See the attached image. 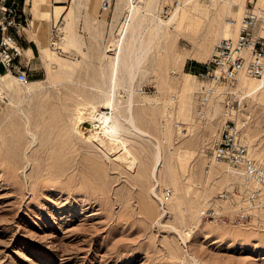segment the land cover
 Returning <instances> with one entry per match:
<instances>
[{
	"label": "rangeland",
	"instance_id": "rangeland-1",
	"mask_svg": "<svg viewBox=\"0 0 264 264\" xmlns=\"http://www.w3.org/2000/svg\"><path fill=\"white\" fill-rule=\"evenodd\" d=\"M37 1L29 0L31 18ZM242 1L193 0L180 5L173 18L180 0L157 4V16L168 25L143 59L131 110L145 134L120 118L127 92L118 75L111 135L126 143L107 155L81 138L74 123L87 109L111 111L101 71L110 84L114 66L108 50L124 34L129 41L130 2L114 0L108 19L98 17L99 9L74 12L73 18L67 13L59 21L54 13L50 28L58 29L57 54L64 65L45 66L37 46L34 56L30 49L21 50L26 57L20 53L15 62L26 70L27 83L6 73V89L0 92V264H264V223L211 224L200 218L201 208L227 179L208 147L224 120L227 88L215 85L209 101L199 104L201 79L185 69L186 61L199 67L209 58L226 20L244 15ZM256 1L244 4L257 11ZM163 6L170 8L166 17L160 14ZM146 18L152 31L151 17ZM43 31L39 26L34 36L48 53L53 49ZM68 31L79 51L63 50ZM149 31H144L145 42ZM243 84L235 87L238 116L248 121L242 139H249L264 160V92L245 95ZM89 119L83 115L77 123L84 132ZM175 122L187 128L185 137L178 136ZM165 189L171 190L169 198Z\"/></svg>",
	"mask_w": 264,
	"mask_h": 264
},
{
	"label": "built area",
	"instance_id": "built-area-1",
	"mask_svg": "<svg viewBox=\"0 0 264 264\" xmlns=\"http://www.w3.org/2000/svg\"><path fill=\"white\" fill-rule=\"evenodd\" d=\"M112 1L100 0V9H105ZM167 12L168 7L165 6L161 14L165 16ZM25 23L26 18L18 1L6 3V0H0V67L3 74L10 73L19 82L27 81V73L21 64L15 62L20 50L15 47L16 39L10 29H22ZM57 31L56 26L50 28L48 43L59 53ZM202 66L203 69L195 74L202 82L197 92L199 104L209 101L215 85L223 84L227 88L223 95L224 120L208 147L212 158L228 167L233 180L217 192L214 203L209 202L201 208L200 218L208 223L239 226L255 220L258 222L264 218V165L250 156L242 139L248 121L238 116L241 108L235 87L241 72L252 78H261L264 73V16L249 9L241 18L237 34L219 39ZM146 88L143 86L141 92L145 93ZM174 126L178 136L185 137L187 128L178 122ZM164 195L169 198L171 190L165 189Z\"/></svg>",
	"mask_w": 264,
	"mask_h": 264
},
{
	"label": "bare ground",
	"instance_id": "bare-ground-1",
	"mask_svg": "<svg viewBox=\"0 0 264 264\" xmlns=\"http://www.w3.org/2000/svg\"><path fill=\"white\" fill-rule=\"evenodd\" d=\"M113 1H112V4H110L109 6H107L103 10L100 9V0H91V3H92L91 7L88 5V3H85L84 0H71L70 6H71L72 10L76 14H79V15L82 13V11L84 9L90 8V10H92L93 12L98 11V9H99L100 12H99L98 17L101 19L102 18L108 19L111 16V10H112L111 6L113 5ZM160 1L161 0H137L135 3H133L132 0H127L128 4L130 2L128 8L130 10V19H131L130 20L131 21L130 26L132 25L131 30H133V31L129 35L130 37H129L128 42H126L125 38H124L126 34H124L123 36L121 35L122 38H120L117 41V44H115V48L112 50L111 49L108 50V51H112L111 59H112V63L114 66V73H113L114 75H113V79L110 82V84H108L106 82V79L103 77L104 76L103 75V69L101 71V74H102V92L105 94V97L107 99V104L110 106L111 111L108 113V112H99V111L97 112V110L94 111V110H88L87 109V110L81 111V114H79V116L76 117V120L74 123L75 132L81 138H83L87 141L95 142L97 144V146L99 147V149L104 151V153L106 155L114 147L119 148L120 146H123L126 143L125 141H124L125 142L124 143L123 141L118 140L117 138H114L111 135V132H112V129H111L112 116L110 113H112L113 111H116L118 108L117 103H116L115 98H114V89L117 86V79L116 78L118 75L120 76V79L122 81V86L124 87L125 91L127 92V99H126L127 105H125L126 110L123 114L120 115V118H122L126 122V124H128L134 131L141 133V134H145L142 130H140L136 126L134 119L132 117V114H131V110H132V107L134 105L133 104V94H134V90H135L134 80L141 70L143 59L147 53V50H148L152 40L155 38L157 33H159L160 30H162L166 25H168L166 23V21H164L163 19H160L157 16L156 6L158 7L157 4ZM192 1L193 0H183L181 2V0H180V3L177 6H175L174 10L172 11V18L174 17V15H176V13L179 12L180 8L183 5H187V4L191 3ZM227 1H229V0H227ZM28 2H29V0H28ZM52 3H53V0H38L36 3H34L33 8H32L33 9L32 26L37 27L39 23H42L43 30H44L42 33L45 35L46 40H48V34L50 32V26L49 25H51V21H52V19H51V17H52L51 16ZM180 5H181V7L179 8ZM263 5H264V0H257L256 4H255V9L257 11H255L254 8H251V9H253L255 12H257L259 15L264 16V10L259 11V8ZM125 6H127V5L125 4ZM189 6H191V5H189ZM164 7L165 6L162 7L161 12L164 10ZM240 7L243 9L245 8L244 9V11H245L244 15L249 10L246 8V6L244 4V0L240 4ZM115 11H116V9H115ZM161 12H160V14H161ZM169 13H170V8H168L167 15ZM96 15H97V12H96ZM167 15H165V16L162 15V16L166 17ZM147 16L151 17L150 22L154 24L152 31H149V23H147L146 26L144 24V21L147 20V18H146ZM236 17H239V16H236ZM155 18L157 20H154ZM226 21H227V23H225V25H224V30H223V34H222L221 38H229V37L235 36L237 34V31H238V28H239V25L241 22V18L240 19H237V18L229 19ZM144 26H145V28H144ZM24 28L22 29V32H23ZM144 31H146V32L149 31L148 42L144 41V38H143ZM127 32H129V25L125 28L124 33H127ZM69 33H66L68 35L65 36V38H62L61 45L63 46L62 47L63 50L65 52H67L69 50L79 51V44H78L77 39L74 36V33H72L71 31ZM35 43L37 46L38 53H39V55H41V59L43 60L45 66H48V64H50V65L55 64L58 67H61L62 65H64V62L61 59V57L58 56L57 51L51 50L48 53H46L44 49L40 48V44L38 41H35ZM45 44H46V42H45ZM15 47H17V46L15 45ZM18 50H20V49L18 48ZM64 72H66V71H64ZM8 74H10V73H8ZM10 75L13 76V79H15V81L20 83V84L27 83V81L19 82L15 78L14 75H12V74H10ZM49 81H50V79H49ZM243 83H245V84H243ZM240 84H243L240 88L242 93H244L245 95L251 96V97H257V95L264 92V73H263L261 78H252V77L248 76L247 74L241 72L238 75V81H237L236 86H238ZM5 87H6L5 75L3 73H0V92L5 91V89H6ZM173 100L174 99H172V101ZM116 112H118V111H116ZM83 115H87L90 118L89 119L90 127L88 128V130L86 132H84L77 124V123H79V124L82 123ZM164 116H165V114H164ZM244 140H245V144L248 147L250 156L253 157L259 164L264 165V160H262L261 156H259L257 154V152L253 149L252 145L250 144L249 139H244ZM157 155L159 158L160 157L159 147H157ZM158 158H156V164L159 160ZM211 159L216 166L222 167L224 169V172H226L227 179L224 180L222 186L219 187V189H218V191H219L222 187L227 186L230 183V181L233 180V178L231 177V175L229 173V169L225 164L220 163V162H216L213 158H211ZM155 166L157 167V165H155ZM154 171L156 172V170H154ZM154 175H155V173L153 174V176ZM215 201L216 200L214 197L211 200V203H214ZM256 221L257 220H255L251 224H245V225H249V226L262 225L264 223V218H261L258 222H256ZM195 222L197 224L199 223L198 221H195ZM211 224H214V223H211ZM178 234L182 238V236L179 232H178ZM183 234L185 236H189L188 231L187 232L183 231Z\"/></svg>",
	"mask_w": 264,
	"mask_h": 264
},
{
	"label": "crops",
	"instance_id": "crops-1",
	"mask_svg": "<svg viewBox=\"0 0 264 264\" xmlns=\"http://www.w3.org/2000/svg\"><path fill=\"white\" fill-rule=\"evenodd\" d=\"M10 1L11 0H6V3H9ZM16 1H18L19 6L22 7L24 16L26 18V23L23 26V28L25 27L23 32H22L23 28L18 29V30L11 28L10 32L14 35V37L16 39V44H17L16 46L20 50L30 49V51L32 52V55L34 56L35 55V49H36L35 41H37V39L34 36V31L36 29H38L39 26H41L43 28V25H42V23H39L37 27L32 26L33 16L31 18V13L29 12L28 0H24V3H22V0H16ZM70 1L71 0H53L52 9H51V16H54V13H56V16L53 19H57V21H59L61 19L64 20V17L67 15V13L70 14L69 15L70 18H73L74 11L72 10V8L70 6ZM66 2H67V5H65ZM91 4H92L91 0H89L88 5L91 6ZM32 8H33V6L31 7L30 11H32V15H33V9ZM51 19H52V17H51ZM20 53L22 56L26 57V53L24 51H20ZM185 69H188L189 71L197 74L198 72H200L203 69V66H202V64L199 67L197 65H191L190 62L186 61L185 62Z\"/></svg>",
	"mask_w": 264,
	"mask_h": 264
}]
</instances>
